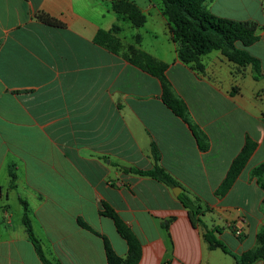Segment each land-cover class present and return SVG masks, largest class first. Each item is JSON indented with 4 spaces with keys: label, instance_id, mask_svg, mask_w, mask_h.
Here are the masks:
<instances>
[{
    "label": "crops",
    "instance_id": "0c3cea01",
    "mask_svg": "<svg viewBox=\"0 0 264 264\" xmlns=\"http://www.w3.org/2000/svg\"><path fill=\"white\" fill-rule=\"evenodd\" d=\"M115 1L0 0V264H45L26 231L24 202L51 264H109L106 239L126 260L128 242L108 208L139 239L138 264H235L204 234L240 255L258 245L264 226V189L252 176L264 162V14L259 40L246 47L261 61L255 79L251 65L220 50L201 57L202 70L181 61L162 0H129L145 16L140 26L117 13ZM223 1L205 4L229 17ZM238 1L246 8L248 0ZM40 12L62 25L42 22ZM114 26L116 51L95 41ZM130 46L168 65L205 148L165 103L160 79L132 63ZM248 137L256 149L217 195ZM157 165L175 186L135 171ZM182 193L201 206L195 220Z\"/></svg>",
    "mask_w": 264,
    "mask_h": 264
},
{
    "label": "trees",
    "instance_id": "16d2710c",
    "mask_svg": "<svg viewBox=\"0 0 264 264\" xmlns=\"http://www.w3.org/2000/svg\"><path fill=\"white\" fill-rule=\"evenodd\" d=\"M162 1L165 14L172 24L174 40L178 45V57L181 61L192 65L198 70H202L203 64L201 62V57L213 50H220L229 60L240 66L251 65L253 77L255 79H260L263 76L260 59L246 49V47L253 45L259 40V24L257 22L240 21L218 16L207 8L205 4L206 0ZM113 8L117 13L129 17L136 26L142 25L145 21V16L141 13L139 7L132 1L116 0L113 4ZM38 18L49 25H62L60 21L45 12H40ZM116 29L117 26H114L112 30L108 31L99 30L95 37V41L116 51L119 40L112 34V31ZM129 49L133 52L134 56L131 60L132 63L148 70L160 79L165 103L190 124L197 139L201 143V133L193 125L188 114L186 103L175 93L166 76L165 71L168 65L142 50H136L132 46H130ZM201 146L205 148V145L202 143ZM256 146L257 143L254 140L249 137L246 139L245 145L231 162L224 180L216 190L217 195L223 196L229 191L246 166ZM154 153L155 158L158 159L157 153ZM135 171L143 175L152 176L170 186H175L177 184L171 175L158 165L152 170L144 171L135 169ZM11 176L12 178L15 177L13 172H11ZM252 176L256 177L258 184L264 189V162L252 170ZM180 199L195 220L197 215L201 213V206L186 194L182 193ZM106 211L115 221L119 233L127 240L129 245L128 257L126 260H122L114 253L109 241L106 239L105 246L109 264H138L141 257V244L139 239L134 232L125 225L113 209L108 208ZM23 221L26 231L41 259L45 264H51L45 257L41 244L34 234L28 215V207L25 202ZM235 234L239 237L241 236V233H238L237 230H235ZM204 236L211 249L219 247L226 253L231 254L235 258V264H253L257 260H262L264 262V226L257 234L258 245L253 249L244 251L240 255L233 253L223 241L216 238L211 230L207 229Z\"/></svg>",
    "mask_w": 264,
    "mask_h": 264
},
{
    "label": "rangeland",
    "instance_id": "374dc122",
    "mask_svg": "<svg viewBox=\"0 0 264 264\" xmlns=\"http://www.w3.org/2000/svg\"><path fill=\"white\" fill-rule=\"evenodd\" d=\"M219 4L222 13L229 17L244 18L246 15H253L256 20L252 21L257 22V19L261 18L264 14V0H261L262 7H260V5L253 0H248L246 8H243V4L238 0H226ZM246 10H248L249 12H247ZM259 46L260 45H258V47Z\"/></svg>",
    "mask_w": 264,
    "mask_h": 264
},
{
    "label": "built area",
    "instance_id": "2783aa9c",
    "mask_svg": "<svg viewBox=\"0 0 264 264\" xmlns=\"http://www.w3.org/2000/svg\"><path fill=\"white\" fill-rule=\"evenodd\" d=\"M237 232H238V233H241V231H240V230H238V229H237Z\"/></svg>",
    "mask_w": 264,
    "mask_h": 264
},
{
    "label": "water",
    "instance_id": "95a60500",
    "mask_svg": "<svg viewBox=\"0 0 264 264\" xmlns=\"http://www.w3.org/2000/svg\"><path fill=\"white\" fill-rule=\"evenodd\" d=\"M176 194H178V193H176Z\"/></svg>",
    "mask_w": 264,
    "mask_h": 264
}]
</instances>
